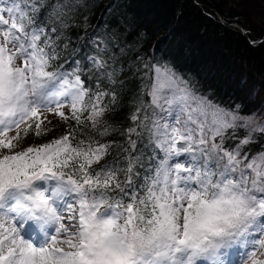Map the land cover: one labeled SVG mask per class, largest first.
Here are the masks:
<instances>
[{
  "label": "snow or ice",
  "instance_id": "snow-or-ice-1",
  "mask_svg": "<svg viewBox=\"0 0 264 264\" xmlns=\"http://www.w3.org/2000/svg\"><path fill=\"white\" fill-rule=\"evenodd\" d=\"M86 7L0 0V264H247L264 250V115L198 96L150 53L122 62L98 27L76 38L91 51L69 50ZM128 76L141 87L111 162L114 141L75 130L16 151L22 125L47 135L46 113L107 136Z\"/></svg>",
  "mask_w": 264,
  "mask_h": 264
},
{
  "label": "trees",
  "instance_id": "trees-1",
  "mask_svg": "<svg viewBox=\"0 0 264 264\" xmlns=\"http://www.w3.org/2000/svg\"><path fill=\"white\" fill-rule=\"evenodd\" d=\"M250 2L260 11L264 0ZM239 7H233L229 0H87L82 14L69 20L62 30L72 40L69 50L79 48L82 56L92 49L86 39L76 38L91 36L98 27L101 37L114 36L115 44L125 50L118 57L122 62L150 53L156 61L174 68L198 96L222 108L240 105L242 113H251L264 106V43L252 45L250 41L262 39L264 28H258L252 13ZM235 23L247 31L248 39L233 26ZM117 85L114 110L103 117L111 129L107 136L93 132L90 124L84 127L74 122L69 129L76 131L77 140L91 135L101 143L115 142L101 164L111 162L123 145L121 133L131 124L132 100L141 87L132 76L124 85L119 86V81ZM259 147V143L247 146L253 152Z\"/></svg>",
  "mask_w": 264,
  "mask_h": 264
},
{
  "label": "rangeland",
  "instance_id": "rangeland-1",
  "mask_svg": "<svg viewBox=\"0 0 264 264\" xmlns=\"http://www.w3.org/2000/svg\"><path fill=\"white\" fill-rule=\"evenodd\" d=\"M229 1L233 7L234 6L236 7L237 5H239L240 6L239 8L242 11L246 12L247 10L249 13H252L253 15L252 17L255 19L256 21L255 24L258 26V28L260 29L264 28V3L260 4L261 5L260 11H257L256 9L252 8L254 6H251V2H250L251 0H229ZM220 17L221 16L218 14L219 20H220ZM262 106L263 104L260 107H258L255 111L259 110V113L261 115H264V107ZM63 110L66 115L69 114L68 107H65ZM45 115H47V120L51 121V123H48L47 121H45V123L42 125L43 128L48 130L47 135H41L38 138L34 133V124H33V128L27 131H26L27 126L22 125L20 128V137H19V140L17 141L18 147L16 148V151L23 150L27 148L28 146H37L45 142H48L54 138H58L66 134L68 130L70 129V126H72V124H74L75 122L74 120H69L67 123H65L64 121H61L58 116L54 114L46 113ZM29 123H32V122L29 121ZM16 134H17L16 130L9 131L8 137L16 136ZM253 259L256 261H259V264H264V250H260L259 248H257L255 256L252 259H249L247 264H253Z\"/></svg>",
  "mask_w": 264,
  "mask_h": 264
},
{
  "label": "water",
  "instance_id": "water-1",
  "mask_svg": "<svg viewBox=\"0 0 264 264\" xmlns=\"http://www.w3.org/2000/svg\"><path fill=\"white\" fill-rule=\"evenodd\" d=\"M220 21H221L222 23L225 22L224 19H223L222 17H220ZM233 26H236L237 28H239V29L241 30L242 34L248 39L247 31H246L242 26H240V25H238V24H236V23L233 24ZM261 41H264V37H263L262 39L258 40V41H250V43H251L252 45H257V44H259Z\"/></svg>",
  "mask_w": 264,
  "mask_h": 264
}]
</instances>
